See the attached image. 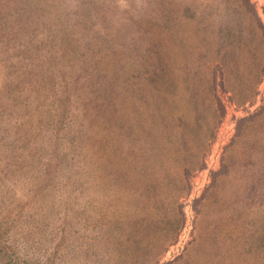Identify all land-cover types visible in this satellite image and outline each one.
<instances>
[{
    "label": "rangeland",
    "instance_id": "obj_1",
    "mask_svg": "<svg viewBox=\"0 0 264 264\" xmlns=\"http://www.w3.org/2000/svg\"><path fill=\"white\" fill-rule=\"evenodd\" d=\"M95 1L120 29L114 65L88 0H0L7 250L38 264H264V0L256 14L243 0ZM165 2L179 26L164 25Z\"/></svg>",
    "mask_w": 264,
    "mask_h": 264
},
{
    "label": "trees",
    "instance_id": "obj_2",
    "mask_svg": "<svg viewBox=\"0 0 264 264\" xmlns=\"http://www.w3.org/2000/svg\"><path fill=\"white\" fill-rule=\"evenodd\" d=\"M158 1H161V0H158ZM243 1L245 2L247 7L249 8V10L253 11L256 14V9L254 7L253 2L251 0H243ZM88 3H89L88 7H90V8L94 7L95 12H96L95 17L96 18H102V20H103L102 23L104 24L103 27H101V28H98V29L93 28L92 29V31H93L91 33L92 40L97 41L99 44H103L104 50L108 56V61H111L113 59V62L111 64L114 65L116 62L115 60L121 55V53L123 51L120 48V46L118 45V41H119L118 38H119L120 29L115 25V23L114 24L111 23V21H113V19H111L110 15L107 16V12L105 10H103L102 5L99 1H95V0L89 1L88 0ZM71 4H72V2L70 1L67 5H71ZM75 4H76V6L79 5L78 3H75ZM163 7H164L163 11H161V12H162V16H163L162 21H163L164 25L167 26V25L171 24L172 22H174V25H173L174 27L179 26V21H181V20L179 18L180 11H178L177 6L175 4H172V3L169 5V3L165 2V3H163ZM85 10H87V9H85ZM177 12H178V15H176ZM256 19H257L258 27L261 30L262 38H263V42H264V23L261 21V19L258 16ZM87 35H88V33H86V32H82L81 34H79L77 36V38L75 39L76 42L74 43L73 48H78V47H80V45L85 43ZM80 40H82L81 43L79 42ZM67 44L71 45V46L73 45L72 41H69ZM96 62H99V61L97 60ZM81 67H82V71L84 73L86 72V70L89 71L88 66L85 65V60L83 61ZM60 71L64 72V74H67L69 72H72V73L76 72V70L69 69V66H64ZM263 71H264V66H263ZM213 72H214V82H215L214 86L217 88L220 85V87L225 88L224 71H223L222 65L219 62H216L214 64V71ZM86 75L88 77V83L91 81V79L92 80L94 79L93 77L90 76L91 74L90 75L86 74ZM117 80H118V74H117L116 68L113 72H110V73L107 72V82L108 83L116 85V83H114V82H116ZM87 87H88L87 85L81 86V88H85V89ZM215 99H216L218 111L220 112L221 115H224L226 112V107H225V104L223 102L222 97L217 92L215 94ZM83 101H84L83 106L85 109L84 113L87 117V109L86 108L89 104H88L87 100L83 99ZM110 101H111V98H110ZM102 108L103 109L98 111V113L101 115H104L106 118V108L105 107H102ZM65 114L66 113H63L60 116V118L58 119L59 122L62 120L64 121ZM108 119H110V118H108V116H107V120ZM249 119H250L249 116L241 118L239 121L240 124L242 123L240 125V127L243 124H245V122H247ZM116 121L118 122V125L121 124V120H120L119 116L116 119ZM59 127H60V125H59ZM238 132H240V129H238ZM240 133H242V132H240ZM240 133H238V135ZM110 135L112 136L113 139H115V138L117 139V133L116 132H114V133L110 132ZM118 137H119V135H118ZM189 172H190V169L186 168L185 174H187ZM229 172H230V167L228 166L227 163H223L220 169L214 170L213 171V179H212L213 185L217 186L219 178L224 174H228ZM202 198H204V196H202L201 198H199L197 200L201 201ZM2 236H3V234H2L1 229H0V264H38V263H35L31 260L19 261V260L15 259L13 257V255L10 254L9 250H7L6 244L2 242V240H1ZM255 255L257 256V260H261V259H259V257L262 255V251L255 253ZM261 257L264 258V255ZM155 264H172V261L163 262V263L156 262Z\"/></svg>",
    "mask_w": 264,
    "mask_h": 264
}]
</instances>
